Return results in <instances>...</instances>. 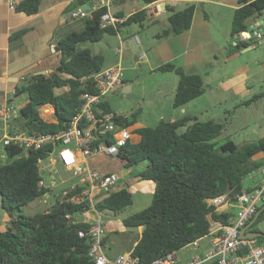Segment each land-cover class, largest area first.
Instances as JSON below:
<instances>
[{"label":"trees","instance_id":"16d2710c","mask_svg":"<svg viewBox=\"0 0 264 264\" xmlns=\"http://www.w3.org/2000/svg\"><path fill=\"white\" fill-rule=\"evenodd\" d=\"M84 1L75 0L71 7H78ZM141 1L150 4L158 0ZM41 2L21 0L17 9L33 15L39 12ZM238 3L233 15V41L228 54L246 47L237 39L248 28V19L259 17L264 11V0H238ZM195 8V3H188L178 10L167 5L172 12L168 18L169 26L159 35L169 36L188 30L193 23ZM105 11V7L94 10L86 17L83 28L73 29L59 38L56 48L62 57L55 70L33 75L16 86L15 96L24 95L26 101L16 110L12 131L32 135L63 130L82 104V94L96 92L91 74L105 67V56L95 53L89 44L101 41L105 34H117L129 23L143 24L148 18V8H142L117 26H102L101 14ZM157 69L174 71L178 75L175 107L184 106L205 91L200 74L189 73L173 62H166ZM262 97L264 91L244 103L256 104L262 101ZM106 99L102 102L103 107L112 110ZM45 104L56 108V121L45 120L40 115L39 108ZM119 121L137 134L122 148L120 158L126 160V167L146 161L139 178L155 183L150 205L123 218L126 227H143L130 250L140 258V264L179 251L209 235L212 221L230 223L233 214L217 210L209 200L227 195L231 201H236L245 189L244 179L264 166V135L242 144L229 137L221 142L218 138L225 130L224 124L213 119L202 121L185 114L175 120L161 119L156 126H138V113L135 112ZM183 126L187 128L180 132L179 128ZM53 149L51 143L38 149L15 144L4 147L8 159L0 163V194L10 224L0 230V264H96L88 255V239L79 235V230L87 229L89 224L75 222V215L81 213V205L62 201L59 194L49 209L34 215L22 213L23 206L49 191L39 186L38 162ZM229 184L231 191L228 193ZM132 202L131 191L123 187L103 193L97 207L118 215ZM263 206L264 203L257 211ZM16 211H19L17 218L14 217ZM67 214L73 215V219H67ZM261 222H264V208L250 228L261 231L258 227ZM107 239L105 235L104 241ZM255 239L260 244L264 236Z\"/></svg>","mask_w":264,"mask_h":264},{"label":"built area","instance_id":"2783aa9c","mask_svg":"<svg viewBox=\"0 0 264 264\" xmlns=\"http://www.w3.org/2000/svg\"><path fill=\"white\" fill-rule=\"evenodd\" d=\"M118 0H100L92 10L82 8L71 13V20L90 15L94 10L105 7L101 14V25L117 26L123 23L125 17H120L110 11L111 6ZM15 8V3H10ZM263 29L256 34L242 32V41L252 38L264 39ZM118 52L121 48L117 49ZM145 53L141 55L143 57ZM125 68L116 63L91 74L96 92L82 94L83 102L66 127L57 133L38 132L32 135L12 131V120L16 114V105L6 101L0 106V120L3 132L0 134V163L4 147L15 144L26 149H38L45 144H53L54 149L49 155L38 162L41 179L40 187H46L44 173L48 172L53 178L54 186L57 183L56 174L60 175L58 163L63 164V171L69 177L61 180L65 185L61 190V200L71 201L82 206L81 213L67 214V219L75 218L89 224L87 229H80L79 235L86 237L90 243L88 255L96 264H140V258L131 251L127 254L109 255L108 244L104 241V213L97 207L99 198L111 190H117L116 185L121 178L119 172L102 170L91 163V159L103 155L119 157L122 148L137 136L133 128L124 126L120 119L129 118L134 114L119 110L107 111L102 102L113 92L124 86ZM264 173V166L261 168ZM217 210L225 205H237L239 212L236 219L228 224L212 222L209 235L212 238V247L203 253L195 254L184 263L178 256V251H171L160 256L148 264H264V245L257 243L255 238H244L240 235L241 229L253 218L258 207L264 203V178L253 188L243 190L236 201H231L227 195L218 196L209 200ZM200 239L191 244L200 246Z\"/></svg>","mask_w":264,"mask_h":264},{"label":"crops","instance_id":"0c3cea01","mask_svg":"<svg viewBox=\"0 0 264 264\" xmlns=\"http://www.w3.org/2000/svg\"><path fill=\"white\" fill-rule=\"evenodd\" d=\"M20 1L21 0H0V106L6 101L16 105L14 100L16 98L15 88L17 85H20L33 75L49 73L58 67L62 57V53L56 48L59 38L73 29L83 28L86 22L87 16L71 20V13L80 8L90 11L100 0H85L83 4L78 7H71V4L75 0H42L39 12L33 15H28L17 9V5ZM164 1L165 0H158L150 4H143L141 0H118L111 6L110 11L113 14L125 18L142 8H148V18L143 24L135 22L129 23L115 34L119 45L115 49L112 48L111 45H109V47L112 49L113 53L117 55V58L115 61L105 64V67L121 63L128 71L130 66L125 64V59H127L126 50L130 48L131 43L136 44L139 48L147 44L148 49L152 51L155 56L148 58L147 51L140 50L141 52H137L135 55L132 54L136 63L146 60L149 69L155 72L160 65L166 62H174L182 66L187 72L200 74L204 78L207 72L203 75L196 70H198L199 66H203L204 58L201 49L212 39V32L214 29L223 36L221 44L216 50L222 51V53L225 54V64L232 65V69L226 70L222 75H220L219 69L226 67L218 66L219 64L214 65L216 67L215 71L218 73L215 79L217 78L218 84L222 85L225 89H235L236 93H233L235 95L233 100L244 98L246 93L249 95V82L253 76L264 71V60L261 62L262 67L255 70L251 68L250 60H241L243 59L242 55H244L242 54L243 51L255 47L258 40L256 38L242 41L241 37H239L237 40L245 43L246 47L244 48L246 49L243 48L242 50L228 54L229 48H231L230 43L233 41L231 37V28L234 10L239 7L238 0H177L179 1L178 4H170L175 10L183 8L188 3H195L196 8L193 23L188 30L182 33L160 36L158 31L153 30V27L160 24L167 28L169 26L168 18L172 13L167 7L166 9L162 7L160 3ZM11 2L15 3V8L10 7ZM84 5L86 7H84ZM200 9L202 10L200 11ZM210 9L214 11H210ZM91 14L92 13L88 16H91ZM262 18H264V11L259 17L248 19V25H253ZM138 26H140L143 31L137 29ZM198 29L205 32L204 36H198ZM262 29L263 27H261L260 30ZM142 32L146 33V38L141 36ZM255 32L257 33L258 31ZM118 48H121L120 52L117 51ZM93 51L95 52V50ZM143 53H145V55L141 57ZM156 53H158V55H156ZM214 56L216 55L214 54ZM213 70L214 68L212 66L210 71ZM123 87L126 89L129 88L130 91L133 89V85L129 82L126 75L124 76ZM197 98L192 101H195ZM11 99L13 100L11 101ZM24 103H19V107ZM48 106L52 108L53 112L49 115H44L43 109H47ZM193 106L198 107L195 102L190 101L186 103L184 106L180 107V113L184 115L188 113L191 115L189 110L193 109ZM17 107L18 105H16V110ZM40 110L42 111L40 115L45 120L56 121V112L52 105L45 104L40 107ZM46 118H51V120ZM138 126L145 125L138 122ZM99 156L92 158L91 163L102 170L120 173L121 170L126 167V160L121 158H119V162H115L111 166L105 168L100 167L97 164V158ZM60 165L63 167L61 162ZM249 178L252 180V184L249 187L244 186L245 190L251 189L257 183L261 182L264 178V173L262 169H259L253 172ZM139 182L142 183V186L145 187L147 191L154 192L155 183L152 180L140 179ZM121 188L122 186H119L118 189ZM233 208L239 209L237 205H225L219 210L232 213L233 216L231 220H233L236 215L233 212ZM106 222H122V227L124 229L128 228L123 224V218L121 219L117 214L115 219H109ZM263 223L264 222L259 223L258 227ZM104 228L105 235H107L106 225H104ZM141 228L143 229V227H140L139 233L142 232ZM249 230L252 229L249 227L247 231ZM118 254L121 253L109 252V255L112 257Z\"/></svg>","mask_w":264,"mask_h":264},{"label":"rangeland","instance_id":"374dc122","mask_svg":"<svg viewBox=\"0 0 264 264\" xmlns=\"http://www.w3.org/2000/svg\"><path fill=\"white\" fill-rule=\"evenodd\" d=\"M202 9H200L201 11ZM210 11H214L210 9ZM222 19V18H221ZM147 28V27H146ZM164 25H156L153 27L154 31L162 33L164 30ZM140 31H143L140 26L137 27ZM212 39L202 47L201 53L204 58L203 66H199L198 70L204 75V93L199 96L195 101L198 107L193 106V109L189 110L191 115L195 116L197 119L205 121L213 119L224 124L225 130L223 134L218 138L221 142H224L227 137L233 139L237 144H242L246 141H252L258 139L264 135V98L256 104H247L244 103L245 100H249L253 97L254 94L264 91V71L259 72L256 76H253L249 82L250 85V94L244 98L233 100L234 94L236 93L235 89H225L222 85L218 84V79L216 75L218 74L214 65L219 64L218 66H225L226 68H220V75L226 70H231V64H225L224 58L225 54L222 51L216 50L221 44L222 35L213 29ZM205 32L198 29V36H204ZM142 37L146 38V33L142 32ZM112 48L118 47V39L115 35L105 34L103 39L97 43H93L90 46L95 50V52H100L105 55V64H109L116 60L117 55L112 51ZM145 44L143 47H138L136 44L130 45V48L126 50L125 64L130 66V69L127 71L125 68V75L128 77L129 82L133 85V89L127 94H115L108 95L106 101L112 110H119L121 112L129 114L131 111L138 113V121L140 124L145 126H156L161 119L165 120H174L178 119L181 116H184L183 113H180V107H175L174 94L173 91L176 89L178 82V75L174 71H161L156 70L151 71L149 69L146 60L136 63L133 59V55L137 52L147 51L148 58L155 56ZM246 49V48H244ZM141 50V51H140ZM264 40H257L254 48H249L246 51H243L242 61H251V68L254 70L261 68V62L264 60ZM214 54L216 56H214ZM158 55V53H156ZM256 57V58H255ZM174 63V62H173ZM133 66V67H131ZM214 68L213 71L210 69ZM176 82H174V81ZM174 82V83H173ZM237 89V88H236ZM26 97L21 95L16 97L14 102L18 105L19 103H24ZM193 104V103H190ZM191 106V105H189ZM41 114V110L39 108ZM43 112L46 114L52 113V108L47 107L43 109ZM188 114V113H187ZM54 116V115H53ZM50 119L51 118H46ZM52 121V120H51ZM187 126L179 128L180 132L185 131ZM3 132L2 122L0 120V134ZM3 160H7L8 156L5 152H2ZM119 157H106L99 156L97 158V164L100 167L111 166L115 162H119ZM147 162H141L134 164L129 167H125L121 170V179L118 181L116 188L119 186L122 188L126 187L131 191L133 202L131 205L126 207L118 217L125 218L133 213L141 211L146 208L153 200V193L147 191L145 187L142 186V183L139 182V174L146 167ZM58 169L60 175L56 174L57 183L52 186L53 178L48 172L44 173V178L46 181V188L49 191L42 197L34 200L28 205L22 207V213L25 215H34L37 212H41L49 209L58 198L61 190L70 183V180L67 183L62 184L61 180L63 178H68L70 174L63 171L60 163H58ZM244 186L249 187L252 184V180L248 177L244 179ZM233 212L236 219L239 209L233 208ZM103 221L106 225V233L108 235L107 244L108 252L110 253H121L127 254L130 248L132 247L134 241L137 239L140 227L137 229L122 227V222H106L109 219L113 220L116 218V214L111 210H104ZM19 211H16L14 217L17 218ZM9 214L2 207V197L0 194V230H4L10 224ZM261 231L264 232V223L259 226ZM142 229V228H141ZM212 238L213 236L207 235L200 239V246L189 244L177 253L180 259L186 263L188 262L195 254L203 253V251L212 247ZM261 245H264V241L260 242Z\"/></svg>","mask_w":264,"mask_h":264},{"label":"water","instance_id":"95a60500","mask_svg":"<svg viewBox=\"0 0 264 264\" xmlns=\"http://www.w3.org/2000/svg\"><path fill=\"white\" fill-rule=\"evenodd\" d=\"M179 1L177 0H165L164 2H161L160 4L162 5V7L164 9H166L167 5L169 4H178ZM84 7H86L84 5ZM264 23V18L258 20L255 24L253 25H249L248 28L246 29V33H249V34H255L256 32L255 31H260L262 25ZM130 89H126L124 87H122L121 89L117 90L116 92H113L111 93L110 95H115V94H127L129 93ZM56 108H55V112H56ZM231 191V185L229 184L228 186V190L227 192L229 193ZM264 208V206L262 208H260L256 214L254 215L253 219L248 223L246 224L240 231V235L244 238H257L259 236H264V232L263 231H254V230H249L247 231V229L254 223L255 219L258 217V215L260 214V212L262 211V209Z\"/></svg>","mask_w":264,"mask_h":264}]
</instances>
